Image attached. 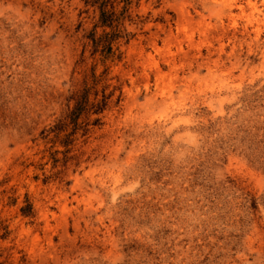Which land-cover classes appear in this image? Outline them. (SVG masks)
Returning <instances> with one entry per match:
<instances>
[{
    "label": "rangeland",
    "instance_id": "1",
    "mask_svg": "<svg viewBox=\"0 0 264 264\" xmlns=\"http://www.w3.org/2000/svg\"><path fill=\"white\" fill-rule=\"evenodd\" d=\"M0 264H264V0H0Z\"/></svg>",
    "mask_w": 264,
    "mask_h": 264
}]
</instances>
